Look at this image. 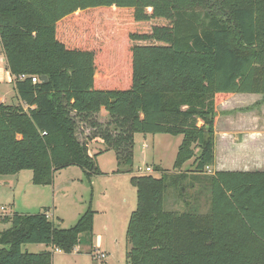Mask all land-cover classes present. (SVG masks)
Instances as JSON below:
<instances>
[{
  "label": "trees",
  "instance_id": "16d2710c",
  "mask_svg": "<svg viewBox=\"0 0 264 264\" xmlns=\"http://www.w3.org/2000/svg\"><path fill=\"white\" fill-rule=\"evenodd\" d=\"M0 47L18 100L0 103V177L28 170L49 186L75 165L90 179L98 170L74 118L100 112L114 128L102 142L122 168L134 134L181 136L173 170L194 159L208 211L163 209L168 179L183 174L132 177L126 264H264V172L206 173L217 105L235 94L264 103V0H0ZM4 220L0 264H52L51 252L23 253L26 244L65 253L92 244L90 210L68 229L45 214Z\"/></svg>",
  "mask_w": 264,
  "mask_h": 264
},
{
  "label": "rangeland",
  "instance_id": "374dc122",
  "mask_svg": "<svg viewBox=\"0 0 264 264\" xmlns=\"http://www.w3.org/2000/svg\"><path fill=\"white\" fill-rule=\"evenodd\" d=\"M2 60L0 47V67L4 64ZM10 96H14L10 85L0 81V98L7 105H15ZM74 121L77 138L87 147L97 173L87 179L80 167L68 166L54 173L49 186L33 185L32 173L28 170L20 172L16 186L4 183L15 182L17 175L1 176L0 234L11 228V222L4 218L14 214H45L54 225L68 229L90 210L93 213L92 244L77 246L70 253L55 252L51 246L26 244L21 246L23 253L51 252L52 264H126V228L137 205L136 189L131 184L134 176L159 178L167 174L169 177L183 174L179 183L174 184L173 179H168L163 193V209L179 213L191 210L199 214L208 211V194L200 191L199 182L192 178L190 172L194 159L181 170H173L181 136L134 134L131 146L120 153L122 157L131 153L132 166L122 168L116 153L106 149L102 142L105 132L111 134L114 130L107 114L100 112L88 120L74 118ZM91 122L100 128L92 127ZM146 168L150 172H146ZM125 169H131V172ZM101 254L104 256L102 259L96 257Z\"/></svg>",
  "mask_w": 264,
  "mask_h": 264
},
{
  "label": "crops",
  "instance_id": "0c3cea01",
  "mask_svg": "<svg viewBox=\"0 0 264 264\" xmlns=\"http://www.w3.org/2000/svg\"><path fill=\"white\" fill-rule=\"evenodd\" d=\"M2 61L0 81L9 84L14 92L13 77L4 58ZM10 99L18 103L15 92ZM261 99L257 94H235L217 105V110L224 114L218 117L214 127V172H264V103L254 106ZM0 103L5 104L1 98ZM19 174L15 182L4 184L16 186Z\"/></svg>",
  "mask_w": 264,
  "mask_h": 264
},
{
  "label": "built area",
  "instance_id": "2783aa9c",
  "mask_svg": "<svg viewBox=\"0 0 264 264\" xmlns=\"http://www.w3.org/2000/svg\"><path fill=\"white\" fill-rule=\"evenodd\" d=\"M20 78H24V76H20ZM31 81H32L33 83H36V82H37V80H36L35 77H32V78H31ZM145 171H146V172H150V169H149V168H146ZM206 173L209 174V175H212V174L214 173V171L212 170V168L207 167V168H206ZM1 210H5V209L1 208ZM96 257L99 258V259H102L104 256H103V254H101V255H97Z\"/></svg>",
  "mask_w": 264,
  "mask_h": 264
},
{
  "label": "water",
  "instance_id": "95a60500",
  "mask_svg": "<svg viewBox=\"0 0 264 264\" xmlns=\"http://www.w3.org/2000/svg\"><path fill=\"white\" fill-rule=\"evenodd\" d=\"M41 81L44 82V83H47L48 79L46 76H42L41 77Z\"/></svg>",
  "mask_w": 264,
  "mask_h": 264
}]
</instances>
